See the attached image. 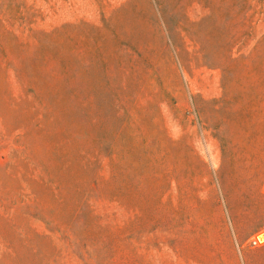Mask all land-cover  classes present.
Segmentation results:
<instances>
[{
	"label": "rangeland",
	"instance_id": "obj_1",
	"mask_svg": "<svg viewBox=\"0 0 264 264\" xmlns=\"http://www.w3.org/2000/svg\"><path fill=\"white\" fill-rule=\"evenodd\" d=\"M0 264H264V0H0Z\"/></svg>",
	"mask_w": 264,
	"mask_h": 264
},
{
	"label": "built area",
	"instance_id": "obj_2",
	"mask_svg": "<svg viewBox=\"0 0 264 264\" xmlns=\"http://www.w3.org/2000/svg\"><path fill=\"white\" fill-rule=\"evenodd\" d=\"M259 243V241L257 240V239H254L253 241H252V244L253 245H257Z\"/></svg>",
	"mask_w": 264,
	"mask_h": 264
}]
</instances>
